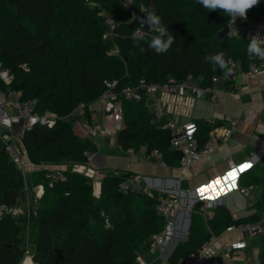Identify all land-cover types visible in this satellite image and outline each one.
Here are the masks:
<instances>
[{
    "label": "trees",
    "instance_id": "trees-1",
    "mask_svg": "<svg viewBox=\"0 0 264 264\" xmlns=\"http://www.w3.org/2000/svg\"><path fill=\"white\" fill-rule=\"evenodd\" d=\"M99 5L111 9V21L116 25L113 38L104 36L108 26ZM135 7L144 8L146 13L154 9L153 14L173 35L165 52L148 47L147 41L158 35L154 28L142 26L146 33L133 36ZM246 12L264 21V0ZM231 22L222 10L204 9L198 0H133L130 6L123 0H0V59L14 75L12 82L2 87L30 100L38 112L52 110L64 116L82 101L91 105L106 88V82L114 79L119 89L141 79L163 83L170 78L182 80L192 73L201 77L204 86L212 85L213 76L228 85L237 71L235 66L231 65L233 72L225 78L222 70L207 59L208 55L222 52L228 61L240 60L243 68L256 59L246 51L249 39L218 36ZM114 44L120 49L119 55L111 52ZM119 101L122 124L117 133L118 145L136 151L143 147L147 152L157 149L167 164L179 165L182 152L171 145L173 132L153 119L146 97H122ZM91 112L92 108L86 107L82 115L90 118ZM195 122L201 143L213 127L224 124L220 120ZM21 140L29 159L38 166L30 173L46 190L37 198L36 213L3 211L0 264H19L30 242V254L38 264H136L139 252L152 247L154 236L165 225L157 208L164 194L124 190L121 185L131 173L109 170L96 196L93 180L73 170L72 164L84 162L88 153L97 151V144L90 136L78 134L72 120L59 119L52 127L26 128ZM10 159L0 141V207L28 203L25 178ZM63 163H71L63 178L46 177L45 165ZM259 164L261 169L249 184L262 185L264 190V156ZM34 188L31 200L36 199ZM203 202L197 200L195 210ZM259 202V212L239 218H234L225 204H217L204 232L192 220L190 232L169 255L168 264H179L213 233L219 234L230 224L260 221L264 193ZM261 232L264 242V230ZM260 262L264 264V247Z\"/></svg>",
    "mask_w": 264,
    "mask_h": 264
},
{
    "label": "crops",
    "instance_id": "crops-1",
    "mask_svg": "<svg viewBox=\"0 0 264 264\" xmlns=\"http://www.w3.org/2000/svg\"><path fill=\"white\" fill-rule=\"evenodd\" d=\"M235 83L239 85L237 93H229L226 84L219 81L213 85V89L220 92L217 100H214L209 96H204L195 99L190 108L179 106L177 104L174 106L175 108L177 107V112L172 113L171 116L182 123L191 119L193 121L205 119L210 122L220 120L225 124L229 117H235L238 119L237 126L229 140L223 142L221 147L210 154V156L198 161L200 162V165L203 166L201 170L203 173L208 170L213 171L207 175V179H205L202 184L197 186V190L190 189L187 196L180 183L181 180H183V184L185 183V176L187 175L189 168L198 162L185 167H181L180 165L171 166L162 159V156L148 157L144 155L146 156L145 158H140V151L129 152L125 149L122 150L127 155V164L124 160H121V158L116 162L114 157H125L122 153L116 150V144L118 145L117 133L122 123L121 114L120 118L115 114L113 116H105L103 112L96 110L98 116L93 123L106 126L109 129V133L113 135V137L106 135L107 133L88 135L97 144V151L92 153L93 166L96 169L97 175L102 176L112 169H118L122 172L129 171L131 175L128 178V181H138L140 186L148 187L151 192L158 191L161 195H180L182 199L181 209L179 211H174L171 216L172 222L176 226L163 250V260H165V262L162 263L161 259L150 257L149 254L144 251L142 253L139 252L138 256L141 264H168L169 255L174 251L180 241H184L187 234L190 232L192 218L195 217V215H197V217L199 215V218L202 221L201 226L203 228L204 226L208 227L207 220L214 215L216 205L220 200L222 203H219L218 205L225 204L234 218L246 217L260 211L262 204L259 202V198H261L264 193L263 187L258 184L250 185L249 181L251 177L261 169L259 163L264 156V67L259 74L252 78H247L242 73H239ZM182 92L184 95H192L188 89H185ZM181 109L182 113L179 112ZM216 128H218L217 131L219 133L223 130L221 126H216L212 129ZM131 156L137 157L132 159ZM229 160H233L237 165V167H235L237 168V171L234 177L226 176V173L232 169L230 166L228 167ZM243 162H248L250 167L239 169L238 166ZM116 164L119 165L116 166ZM29 166L32 168L33 165L29 164ZM183 171H186V173H183ZM201 171L198 170L195 172L198 174L201 173ZM140 175H142L143 178L139 177ZM217 177L220 178L219 183L210 188H206L203 193L198 191L202 185L209 184L210 181ZM245 187L248 188L247 192L244 190ZM231 188H237L236 192H238L243 199H246L247 202L244 207L240 206L239 202L236 201V195L227 198L228 193L225 192ZM238 189L242 192H239ZM231 194H233V192L228 195ZM227 199L233 201L239 208L234 210L232 207L228 206ZM197 200H205L207 205L211 207L207 208V211L204 213L195 210L192 208V204ZM213 204L214 207H212ZM262 215V219L257 223L264 225V214ZM252 224L255 223L252 222L251 225ZM198 228H200V226ZM226 229L219 234L213 233L211 235V237L214 236V238L212 239L210 237L209 245L205 249L203 255L195 257L192 260L186 259L183 264H211L212 260L217 256L222 258L221 253H218L221 249H224L228 254L225 247L231 242L244 240L247 243L243 235L251 236L261 232L239 229L227 231ZM236 232L237 236H233ZM153 246L155 245L152 244V249L150 248L149 250L152 251ZM248 252L249 245L247 243L245 249L234 250L232 254L246 259L240 264H250L251 257ZM232 254H228L230 260L227 262L233 260L235 264H238L234 261ZM227 262L222 260L219 264H226Z\"/></svg>",
    "mask_w": 264,
    "mask_h": 264
},
{
    "label": "built area",
    "instance_id": "built-area-1",
    "mask_svg": "<svg viewBox=\"0 0 264 264\" xmlns=\"http://www.w3.org/2000/svg\"><path fill=\"white\" fill-rule=\"evenodd\" d=\"M238 18V17H237ZM235 23L230 24L231 36L251 39L253 36L264 37V21L257 20L252 15L245 14L243 18L238 19ZM115 23L109 21L108 31L105 36L113 38L115 37ZM142 25L136 26L133 31V36L138 37L146 33L147 30L143 29ZM142 34V35H141ZM111 52L114 54H120V49L117 44H114ZM230 64L235 66L236 72L232 75V81L226 85L229 93H237L238 86L235 83L237 75L242 73L247 78L255 77L260 73L261 69L264 67V58H258L249 62L246 68L242 67V62L237 59H230ZM14 78L11 70L5 66L3 61L0 59V141L3 142L6 151L8 152L11 160L17 165V167L22 171L23 176L25 177L27 173H30L32 170L37 169L38 166L34 165L30 168L31 160L27 162V168L24 163L23 156L17 150L13 138H21L24 129L30 128L34 125H43L47 127H52L56 124L59 119L72 120L74 129L81 135H96L97 133L105 134L109 129L102 125H94L93 121L97 118V113L95 109H92L90 118L84 115V117H79L78 114L84 112L86 108L85 102H80L69 114L60 116L58 113L52 110H45L44 112H38L35 110L33 103L30 100L22 99L19 96V93L15 91H6L2 84H10ZM222 81L225 82L219 76H213L212 85L204 86L201 84V77H197L192 73L186 75L182 80H175L170 78L168 81L163 83L149 82L145 79H141L135 85H126L118 89V80L114 79L106 82V88L102 94L98 97L97 101L102 108V112L105 116H113L122 114V106L119 101L120 98H133V99H142L144 97L150 96L154 101L153 114L157 117V120L160 122L163 128L171 129L173 136L171 138V145L174 148L181 150L180 166L185 167L193 163H196L221 147L223 142H226L231 137L233 131L235 130L238 119L235 117H229L226 120L225 124L220 125L223 129L219 133L216 129H212L209 133L208 138L201 143L198 132V124L189 120L187 122H179L177 119L172 117V113L177 112V107L186 106L190 108L193 105L195 99L202 98L204 96H209L214 100L219 98V91L213 89V85ZM145 90V93H142V90ZM188 89L192 95H184L183 90ZM182 108V107H181ZM182 113V109L179 110ZM86 126H90L89 129ZM191 126V127H189ZM219 127V126H218ZM129 152H136L134 148L125 149ZM141 153H144L148 157L160 156L161 153L157 149H153L151 152H147L146 148H141L139 150ZM31 162V163H30ZM229 166L231 168L237 167L236 163L233 160H229ZM50 166L45 165L44 168H47L46 177L51 179H57L64 177V170H51ZM72 169L84 174L85 176L93 180L94 185V194L98 196L101 189V180L103 175H97L96 169L93 166L92 153L87 154V159L84 162H74L72 164ZM113 173L120 174L122 171L118 169H112ZM97 188V190H96ZM122 189H133L143 191L145 193H151L148 187L140 186L138 181H128L125 180L122 185ZM35 197L40 198L44 193V185L39 183L35 186ZM244 190H248L247 187ZM183 192V191H182ZM203 204H207L203 200ZM29 202V200H28ZM222 202L221 200L218 202ZM29 205V204H28ZM182 206V199L180 195L175 194H165L159 197L158 201V211L164 217L165 225L163 229L154 236L153 245H165L168 243L170 236L175 230V224L172 222L171 216L174 211H179ZM10 211L12 214H19L24 212H29L34 210L31 206L26 208L22 206L14 207H0V217L3 211ZM259 223V222H258ZM252 224L248 222L233 223L227 227V231L239 229L247 231H263V224ZM256 225V226H254ZM212 239L214 236L211 237ZM210 240L204 241L199 248L189 254L187 258L180 260L179 264L187 260H192L195 257L204 254L205 249L208 247ZM247 243L244 240L231 242L225 247L228 254H232L234 250L245 249ZM31 255V254H30ZM32 259V255L30 256ZM34 261V260H33ZM21 264H28L24 261ZM38 264V263H36ZM226 264H235L233 260L227 262Z\"/></svg>",
    "mask_w": 264,
    "mask_h": 264
},
{
    "label": "rangeland",
    "instance_id": "rangeland-1",
    "mask_svg": "<svg viewBox=\"0 0 264 264\" xmlns=\"http://www.w3.org/2000/svg\"><path fill=\"white\" fill-rule=\"evenodd\" d=\"M132 1L133 0H123V2H124V4H126V5H128V6H130L131 5V3H132ZM92 6H94V5H92ZM97 8H99V12H100V14L101 15H103V17H104V24L106 25L107 24V26H108V23H109V21H111L112 20V17H111V9L109 8V6L108 5H99ZM141 10H144V8H142ZM144 11H146V10H144ZM152 11H153V13H156V11L154 10V9H152ZM240 20L241 19V17H238V18H236L235 19V21H232L231 23L232 24H238V23H235L237 20ZM106 33H107V31H106ZM106 33H104V36H105V34ZM146 105H147V107H148V109L151 111V112H154V110H153V107H154V101H153V99L150 97V96H148V97H146ZM86 107H91L92 109H95V111L97 110V111H101L102 112V108H101V105L97 102V101H94L91 105H86ZM96 111V113L98 114V112ZM79 115V117H84V115H82V113L81 114H78ZM154 115V114H153ZM120 118V117H119ZM121 118H122V114H121ZM153 119H156L157 120V117L154 115L153 116ZM122 120V119H121ZM192 120V119H191ZM98 123H94V125H97ZM122 124V123H121ZM86 128L87 129H89L90 128V126H86ZM116 129V128H115ZM75 130V129H74ZM76 131V130H75ZM77 132V131H76ZM78 133V132H77ZM107 134L106 135H110V136H112L113 137V135L111 134V133H109V131L108 132H106ZM109 133V134H108ZM79 134V133H78ZM97 134H99V133H97ZM102 134V133H101ZM83 136V135H82ZM88 136V135H87ZM103 136V135H102ZM107 138V137H106ZM13 141H14V143H15V146H16V148H17V150L19 151V153L23 156V158H24V163H25V166H26V168L28 167L27 166V162H29V157H28V155H27V153H26V150H25V147H24V144H23V142H22V140H21V138H13ZM116 150L118 151V152H120V153H122L123 154V156H125V157H114L115 158V161L117 162V161H119V159L121 158V160H124V162L127 164V162H126V153L122 150V148L119 146V145H117L116 144ZM141 153V152H140ZM145 154L144 153H141V156H140V158H145L146 156H144ZM142 156H144V157H142ZM210 156V155H209ZM135 157H137V156H131V158L133 159V158H135ZM208 157V156H207ZM206 157V158H207ZM205 159V158H204ZM11 160V159H10ZM159 162V161H158ZM31 163V162H30ZM33 166H34V164L33 163H31ZM71 163H63V164H50L49 166V168L51 169V170H55V171H59V170H66L67 168H70L71 167V165H70ZM119 164H116V166H118ZM120 167V166H119ZM228 167H229V163H228ZM202 168H203V166H201L200 165V162H198L197 164H195V165H193V166H191L190 168H189V171L187 172V175L185 176V183L183 184V180H181V183H180V185H181V187L182 188H184V190H185V195L187 196L188 195V192H189V190L190 189H196L197 190V186L198 185H200V184H202L203 183V181L205 180V179H207V175H209L210 173H212V171H207V172H202L201 170H202ZM28 169V168H27ZM205 169V168H204ZM201 171V173H198L197 174V172H195V171ZM183 173H186V171L184 172L183 171ZM28 174H30L29 176H28ZM28 176V177H27ZM174 176V175H173ZM139 177H141V178H143V176L142 175H140ZM176 177V176H175ZM25 179H24V186L26 187L27 186V188H28V190H27V192H26V196H28L27 197V201H28V199H30L29 200V202L28 203H25V202H22V204L20 205V206H22V207H24L25 208V205L27 204H29L30 206H31V208H34V207H37L38 208V202H37V200H31V194H32V191H33V187H35L36 186V184H37V182H39V180L38 179H35L34 177H33V175H32V173H27V175L24 177ZM198 181V182H197ZM45 190H46V188H45ZM93 190H94V188H93ZM239 190V192L241 191L240 189H238ZM237 191V188H231V189H229L228 191H226L225 193H228V194H230L231 192H233V194H231V195H228L227 194V198H230L232 195H236V201H238L239 202V205L240 206H245V204H246V199H243V197L241 196V195H239V193L238 192H236ZM220 192H222V191H220ZM242 192V191H241ZM245 192H247V191H245ZM30 195V196H29ZM35 198V197H34ZM187 199V198H186ZM228 200V199H227ZM212 203H213V200H212ZM220 203H222V202H220ZM219 204V203H218ZM28 205V206H29ZM195 205H196V202H194L193 204H192V208L193 209H195ZM227 205L228 206H230V207H232L234 210H236L237 208H239V207H237V205H235L234 204V202L233 201H227ZM27 207V206H26ZM209 207H211V206H208L207 204H201L200 206H199V208L197 209L198 211H201V212H205V211H207L206 209L207 208H209ZM212 207H214V204H213V206ZM122 218H123V216H122V214L120 215V219L122 220ZM192 220H194L195 221V224H196V227H199L200 226V229H205L206 227L204 226V228L201 226L202 225V221H201V219L199 218V215H198V217H197V215H195V217H193L192 218ZM129 226H134V225H129ZM124 228H126V226L124 227ZM128 228H131V227H127V229ZM30 232V231H29ZM203 232H204V230H203ZM203 232H201V233H203ZM30 234H31V232H30ZM240 234V233H239ZM262 232H260V233H257V234H253V235H251V236H244L243 235V237L246 239V241H247V243H248V245H249V256L251 257V259H250V264H261V262H260V255H261V251H262V249H263V247H264V242H263V240H262ZM233 236H237V232L236 233H234L233 234ZM32 243L30 242L29 244H28V246H27V248H28V250L25 252V255H24V257H23V259L20 261V263L19 264H21V262L22 261H24L25 263H28V264H36V262L35 261H33L32 259H29V258H31L30 256V249H32V245H31ZM166 246L165 245H163V244H161L160 246L157 244V245H155V246H153V250L151 251V250H147L146 251V253H148L149 254V256L150 257H154V258H156V259H161L162 260V263L163 262H165V260H163V250H164V248H165ZM152 249V248H151ZM155 249V250H154ZM141 253L142 252H144V251H140ZM218 253H221V256H222V258H219L218 256L216 257V258H214V260H212V262H211V264L212 263H214V264H219L222 260L223 261H228V260H230V256L225 252V250L224 249H221L220 251H218ZM232 257H233V259H234V261L236 262V263H238V264H240L241 262H243V261H245L246 259H243V258H241V257H239V256H237V255H235V254H232ZM136 264H141V261L138 259L137 261H136Z\"/></svg>",
    "mask_w": 264,
    "mask_h": 264
},
{
    "label": "clouds",
    "instance_id": "clouds-1",
    "mask_svg": "<svg viewBox=\"0 0 264 264\" xmlns=\"http://www.w3.org/2000/svg\"><path fill=\"white\" fill-rule=\"evenodd\" d=\"M259 0H198L200 6L207 10L220 9L232 21L237 17L243 18L246 10L257 4ZM140 22L150 28H154L158 35L152 36L148 41V47L156 52H165L171 45L174 37L169 34L167 27L161 22V18L153 13H146ZM142 35V34H141ZM246 51L249 55L264 58V37L253 36L248 44ZM216 67L222 70V75L227 78L232 72L233 67L226 60L222 52L210 54L207 57Z\"/></svg>",
    "mask_w": 264,
    "mask_h": 264
},
{
    "label": "water",
    "instance_id": "water-1",
    "mask_svg": "<svg viewBox=\"0 0 264 264\" xmlns=\"http://www.w3.org/2000/svg\"><path fill=\"white\" fill-rule=\"evenodd\" d=\"M146 14L145 11L135 7L134 8V18H133V21L131 23L132 26H139L141 24H143L142 22H140V19ZM146 28L148 29H152L150 28L149 26H147L146 24H143ZM218 36L220 38H226V37H229L231 36V31H230V24H226L219 32H218ZM142 93L144 94L145 93V90L143 89L142 90ZM38 210L37 207H34V213H36Z\"/></svg>",
    "mask_w": 264,
    "mask_h": 264
},
{
    "label": "snow or ice",
    "instance_id": "snow-or-ice-1",
    "mask_svg": "<svg viewBox=\"0 0 264 264\" xmlns=\"http://www.w3.org/2000/svg\"><path fill=\"white\" fill-rule=\"evenodd\" d=\"M189 127H191V126H189ZM246 167H250V164H249L248 162H243V163H241V164L238 166L239 169H244V168H246ZM236 171H237V168H232V169H230V170L226 173V176H228V177H234ZM219 182H220V178L217 177V178L213 179L212 181H210L209 184L202 185V186L198 189V191H200L201 193H203L204 190H205L206 188H210V187H212L213 185H215V184H217V183H219Z\"/></svg>",
    "mask_w": 264,
    "mask_h": 264
},
{
    "label": "bare ground",
    "instance_id": "bare-ground-1",
    "mask_svg": "<svg viewBox=\"0 0 264 264\" xmlns=\"http://www.w3.org/2000/svg\"><path fill=\"white\" fill-rule=\"evenodd\" d=\"M93 153V152H92ZM96 190H97V188H96Z\"/></svg>",
    "mask_w": 264,
    "mask_h": 264
}]
</instances>
